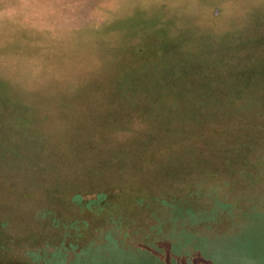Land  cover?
<instances>
[{"label": "rangeland", "instance_id": "1", "mask_svg": "<svg viewBox=\"0 0 264 264\" xmlns=\"http://www.w3.org/2000/svg\"><path fill=\"white\" fill-rule=\"evenodd\" d=\"M262 41L264 44V0H0V82L5 89H0L4 92L0 98L13 101L16 107L11 113L16 121L19 108L29 111L34 119L30 132L37 137L41 133L35 128L52 135L54 141L62 139L60 145L73 155V170L62 180L60 167L52 162L47 165L58 173L52 185L65 187L75 176L94 174L91 168L75 166V159L95 151L81 136H90L99 153L98 149L127 144L134 135L158 128L149 114L174 113L182 121L189 112L184 108L175 111L168 98L180 97L184 86L201 95L197 100L200 106L217 121L228 118L232 111L226 107L228 103L233 104V109L255 107L256 98L251 96L258 92L250 89L259 90L258 85L238 79L256 68L254 62L264 61V47L259 45ZM223 57L233 63L222 65ZM176 62L187 81L173 89ZM225 72H233L234 76L223 80ZM206 77L212 79L206 81ZM207 82H211L210 86ZM226 89L237 92L235 98L227 96L223 92ZM116 102L127 111L124 123L120 120L98 128L90 117L105 114L101 112H106L108 104ZM0 107L9 113V105ZM84 112L89 115L83 119L80 116ZM238 125L260 127V123L247 120ZM72 132L80 136L76 144L70 139L73 135L69 137ZM225 141L217 144L221 151L217 160L208 159L206 165L198 163L185 172L186 176L193 175L181 179L188 188L183 192V202L187 194H207L204 190L213 179L223 182V192L233 194L235 205L241 207L232 226L217 219L214 211L188 209L171 197L165 186L174 181L173 173H161V179L146 182L139 181L134 173L131 179L123 178L121 202L111 210L116 219L133 220L135 229L128 232L129 236L121 233L123 237L118 238L107 231L101 238H92L82 250L76 244L59 250L23 241L10 244V254L19 261L38 258L47 263L54 260V264H264V140L244 137ZM23 144L37 147L28 139ZM134 155L141 157L136 150ZM19 157L23 160L20 162L27 159ZM28 161L23 171L28 169L27 163H32ZM17 163L11 161L10 169L0 168V224L8 221L7 214L15 217L32 210L69 232L82 227L84 218L50 203L55 197L50 183L48 187L42 184L49 202L23 184L17 178L22 174ZM197 181L198 186L193 184ZM12 187L16 190L14 196L7 193L12 192ZM19 192L26 194L16 196ZM155 192L163 199L167 218L160 235L146 242L137 206ZM15 203L18 205L13 206ZM108 217L106 214L107 220ZM35 221L29 218L28 229L42 233ZM87 221L93 226V218ZM203 223L208 224L207 231ZM10 233L21 237L26 234L23 229H12ZM64 254L67 257L63 259Z\"/></svg>", "mask_w": 264, "mask_h": 264}, {"label": "trees", "instance_id": "2", "mask_svg": "<svg viewBox=\"0 0 264 264\" xmlns=\"http://www.w3.org/2000/svg\"><path fill=\"white\" fill-rule=\"evenodd\" d=\"M259 45L264 47L263 41ZM261 52L259 48L257 54L259 57ZM262 55L261 58L264 59V52H262ZM222 60H224L220 62L222 65L225 62H230V59L224 57ZM178 63H173V72L175 75L172 78L175 81L174 84L171 85L173 89H177L182 81H187V76L184 75V72L178 71L181 68L178 66L180 63ZM232 63L233 62H230L229 64ZM224 65L227 66V64ZM253 65L256 68L249 70L246 72V77L242 76L241 79L238 80H240L239 82L244 81L246 84L253 83L258 85V87H255L259 88V90L250 89L252 92H258L251 96L253 99L256 98L255 100L257 103L254 105L252 104L255 107H249L247 110H241L240 107H235L234 109L244 111L237 113L232 108L233 104L228 103L226 107L232 110L228 113L229 115L227 114L228 118L222 117V119H219L221 121H217L212 118L213 116L211 117L209 115L211 112H205L207 108L203 109V107L200 106L201 104H199L197 100L201 95L194 93L192 89L184 88V86L182 88L183 90L180 89V91L182 90V95L180 97L174 95L168 99H170L172 106L176 107L175 111H181L184 108L190 115L184 117L182 121L178 120V114H169V112L158 115L149 114L148 116L149 118L152 117L154 121L157 122L156 125L160 128L167 130L166 133H163L158 126H156L158 128L155 130L152 127L146 133L141 132L134 135L132 140L127 144L118 143L117 146L113 148H107L105 150L98 149V151H101L99 153L89 138L90 136H81V138H84L95 151L86 152L82 154V157L79 156L75 159V166L82 170L91 168L90 171H94V174L75 176L69 179V184L65 185V187L52 185L53 180L57 179L58 173L49 170L50 167L47 163L52 162L57 164L61 171L60 178L66 179V177H68L66 173L73 170L72 164L70 163L73 160L72 153L67 150V147L65 148V146L60 145V143L62 144L61 138L59 141L58 139L54 141L50 138L52 135H48L44 131H39L36 128L34 131L40 132L41 137H37L31 133L30 129L32 127L30 124H32L31 122L34 119L30 117L29 111L25 107L19 108L17 111L18 121H16L11 113V109L13 111L14 107H16L14 106L15 104H13L11 99H4V96L1 97L0 106L2 105L3 108H7L9 105V113L3 112V109L0 107V149H2L0 150V153H2L0 157V168L8 169L9 163L17 160V169L22 172V174H20L22 175L21 179L19 178L20 175L17 178L22 181L23 184L25 183L28 188H34L33 190L36 195L44 196L47 202H49L50 198H46L47 192L42 187V184H46L47 186H45L48 187L50 183V187H52L50 191L55 195L50 203L60 204L61 209L69 210L79 218H84L85 220L83 221L85 225L83 223L82 227L69 232L63 228V226L58 225L57 222L53 224L49 217L42 216L38 213L34 214L32 210H29V212L24 215L17 214L15 217L7 214L9 217L8 221L6 222L3 220L1 222L2 224H0V227L3 228L0 232V264H54V260L52 263H47L46 259L41 260L36 257L37 262L35 259L19 261L17 257L10 254V244L15 246L16 244L26 241L28 243L30 242L32 245L37 244L41 247H51L52 245L55 248H59V250H68L71 245L73 246L76 244L77 248L82 250L92 242V238L94 240H96V237L101 238L107 231L109 233H115L118 238L123 237L120 235L121 233H126L127 235L128 232L133 233L135 229L133 228V220L116 219L112 216L111 210L116 207L117 203L121 202L120 194L122 192V183H124L123 178L126 179L129 177L131 179L134 173L136 176H139V181L142 182L159 180L162 177L161 173H173L171 176L174 181L165 186L166 189L170 190L171 197H174L177 202H182L184 207L188 209L194 208L196 210L205 209L211 212L214 211L217 219L219 217L222 221L228 222L230 226H232L234 220L237 219L236 216L240 214L241 207L235 205V197L233 194L223 192V182L218 183L213 179L211 183L207 184L208 189H203L207 194L205 193L204 196L200 193L187 194L183 202V197L185 196L183 192L188 190V188L185 180L181 178L193 175L190 173L186 176L185 172L188 173V170L195 168L198 163L206 165V160L208 159L217 160L219 154H221V151L217 147L219 142L231 139L240 140L244 137H250L252 140L256 138L264 140V126H261L264 123V61L258 60L254 62ZM252 71L253 73H251ZM211 72L212 69L209 73ZM224 75H226V77L223 78L222 76L221 79L227 80V78L234 76V73L225 72ZM172 79L168 80V82H171ZM209 79L212 78L206 77V81H209ZM207 83L208 85L211 84V82ZM0 89L5 90L1 82ZM223 92L227 96L233 98H235L237 94V92L234 93L227 89ZM3 93L4 92L0 90V95ZM220 93H222V91H220ZM203 94L206 95L205 92H203ZM150 106L154 109L152 105ZM214 107L215 105L212 108ZM121 109L120 104L117 102L108 104L106 112H101L105 114L90 118L94 119L98 128L109 127L120 120L124 123L127 111L124 112V110ZM232 112L234 113L230 114ZM88 115L89 113L87 114L84 112L80 117L84 119L85 117L87 118ZM12 118L13 122L9 123ZM246 120L260 123V127L255 125L240 127V125H238ZM177 121L179 122L178 124L176 123ZM213 121H216V123H213ZM178 125L182 126V128H179ZM15 127H17L16 130L14 129ZM72 135L73 137H71ZM69 137H71L70 139L74 141L75 144L78 138H80L77 132H72ZM27 139L37 147L34 148L31 145H24L23 143ZM101 139L102 141L104 140L103 137H101ZM64 140L66 141L67 139ZM56 142H58L59 146L56 145ZM135 150L140 152L141 157L134 155ZM63 152H65L66 155H63ZM105 152H109L110 155L106 156L104 154ZM19 156H23L27 158L26 161L29 160L32 162L30 164L27 163L28 169L26 171L22 170L26 161L20 162L23 160H21L22 157ZM150 161L151 163H149ZM39 171H41V173H39ZM193 184L198 186L199 182L197 181ZM15 192L16 190L12 187V192L7 193L14 196ZM19 193L21 194L16 196L24 197V194L28 192ZM69 194H71L70 198L66 199ZM85 194H94L96 197L88 198ZM60 195H63L64 198H61ZM72 198L74 200H70ZM204 202L206 203L204 204ZM15 205L18 204H13V206ZM137 208L141 218L140 228H142V239L146 242H151L155 236L160 235V230L163 226L162 222L167 218L165 211L167 208L163 203V199L157 192L153 193V196L147 199L143 205H141L140 201V205H138ZM49 211H51V209H49ZM10 213L14 214L15 211ZM63 214L67 215L66 212ZM106 214L107 217L111 214L108 220L105 218ZM31 217H34L37 225L39 224V226H41L43 229L42 233H36L28 229L27 222ZM54 217L58 218L59 216L54 215ZM90 217L94 219L93 226L87 221ZM20 221H22V225L18 224ZM202 225L206 226L205 230L207 231L208 224L203 223ZM11 228L23 229L26 234L28 233V238L26 234L21 237L17 234L14 235L10 233V230H12ZM96 230H98V233ZM65 255L66 254L62 257L63 259L67 257V255ZM65 262L68 261H62V263ZM75 264L80 263L76 261Z\"/></svg>", "mask_w": 264, "mask_h": 264}]
</instances>
